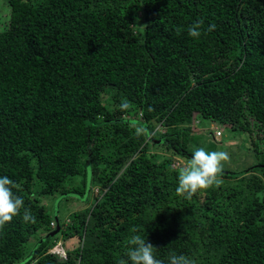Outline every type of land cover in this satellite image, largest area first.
I'll use <instances>...</instances> for the list:
<instances>
[{
	"label": "trees",
	"instance_id": "trees-1",
	"mask_svg": "<svg viewBox=\"0 0 264 264\" xmlns=\"http://www.w3.org/2000/svg\"><path fill=\"white\" fill-rule=\"evenodd\" d=\"M6 1L0 264H264V0ZM198 117L245 133L257 164L205 173ZM88 167L106 192L56 220L43 197L84 196Z\"/></svg>",
	"mask_w": 264,
	"mask_h": 264
},
{
	"label": "rangeland",
	"instance_id": "rangeland-1",
	"mask_svg": "<svg viewBox=\"0 0 264 264\" xmlns=\"http://www.w3.org/2000/svg\"><path fill=\"white\" fill-rule=\"evenodd\" d=\"M9 9L7 1L0 0V33L4 32L8 27V22L10 20ZM110 91L111 90L109 89L104 92L103 99L107 100L111 105L112 100ZM192 129L193 133L188 145V150L202 160L205 173L211 174L216 170L240 172L257 164L254 155L247 151V149L251 147V144L245 133L243 134L240 131L232 130L230 125L213 122L199 117L195 120ZM158 130L161 133L166 132V130L160 126H158ZM218 131L222 134L220 138L216 137ZM233 139L235 140L234 144L236 143V145L226 144L227 140L231 141ZM154 152L163 155L170 154L167 151L160 152V150ZM173 165L177 166L175 169H181V171L187 172L185 177L186 181L189 183H193L191 174L194 175V179L202 178L201 170L199 167L197 168V161L195 159L174 157ZM220 181H227L229 184L232 183V181L226 180L225 178L216 179V182ZM195 185H201V187L204 188L207 187L209 183L202 179L199 182H196ZM33 190L36 192L35 196H37L39 187L36 184H34ZM103 191L100 193V188L95 186L93 193H91V195L88 193L85 200H81L76 196H70L69 199H63L60 196H46L43 197L42 204L47 206L48 209L52 205L50 208L51 215H53L56 220L59 218L60 222L67 224L70 221V216L74 212L90 208L94 203L95 197L101 196V194L103 195ZM39 236H41V234H38L37 238H39ZM35 243L36 241L31 240L28 248L32 249L33 247H36L38 244L34 246ZM78 243L79 240L75 238L66 243L61 240V242H58L56 247L51 249L50 252H54L55 254L64 257L65 250L74 248Z\"/></svg>",
	"mask_w": 264,
	"mask_h": 264
},
{
	"label": "water",
	"instance_id": "water-1",
	"mask_svg": "<svg viewBox=\"0 0 264 264\" xmlns=\"http://www.w3.org/2000/svg\"><path fill=\"white\" fill-rule=\"evenodd\" d=\"M147 133H148V132H147ZM152 142H153V143H156V144H159V143H161L162 141L159 140V141H152ZM90 176H91V171H90V167H88L86 194H85L84 196L80 197L81 200H85L86 197H87V195H88V193H89V189H90ZM70 196H76V195H70ZM76 197L78 198L79 196H76ZM59 232H60V227H57V229H56L54 232H52V233L50 234V236H54V235L58 234Z\"/></svg>",
	"mask_w": 264,
	"mask_h": 264
},
{
	"label": "crops",
	"instance_id": "crops-1",
	"mask_svg": "<svg viewBox=\"0 0 264 264\" xmlns=\"http://www.w3.org/2000/svg\"><path fill=\"white\" fill-rule=\"evenodd\" d=\"M234 142H235V140L233 139V140H227V142H226V144L227 145H236V143L234 144Z\"/></svg>",
	"mask_w": 264,
	"mask_h": 264
},
{
	"label": "built area",
	"instance_id": "built-area-1",
	"mask_svg": "<svg viewBox=\"0 0 264 264\" xmlns=\"http://www.w3.org/2000/svg\"><path fill=\"white\" fill-rule=\"evenodd\" d=\"M221 136H222L221 132L218 131V132L216 133V137H217V138H220ZM176 167H177L176 165H173V168H176Z\"/></svg>",
	"mask_w": 264,
	"mask_h": 264
},
{
	"label": "clouds",
	"instance_id": "clouds-1",
	"mask_svg": "<svg viewBox=\"0 0 264 264\" xmlns=\"http://www.w3.org/2000/svg\"><path fill=\"white\" fill-rule=\"evenodd\" d=\"M161 127V126H160ZM217 128V127H216ZM100 188V187H99ZM94 189V188H93ZM101 191H102V189L100 188V193H101ZM103 192H106V191H103ZM100 195V194H99ZM97 197H99V196H97ZM63 249V248H62ZM63 251H64V249H63ZM52 253H54V252H52ZM65 256H66V252H65ZM64 256V257H65Z\"/></svg>",
	"mask_w": 264,
	"mask_h": 264
}]
</instances>
